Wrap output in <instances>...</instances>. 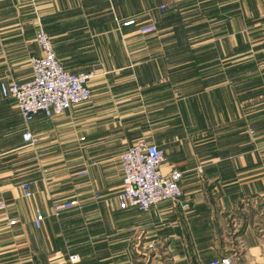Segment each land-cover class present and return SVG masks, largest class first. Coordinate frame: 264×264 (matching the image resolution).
Returning <instances> with one entry per match:
<instances>
[{"label":"crops","instance_id":"obj_1","mask_svg":"<svg viewBox=\"0 0 264 264\" xmlns=\"http://www.w3.org/2000/svg\"><path fill=\"white\" fill-rule=\"evenodd\" d=\"M41 27L92 97L28 123L1 84L32 78ZM141 140L183 195L122 209ZM0 177V264H264V0H0Z\"/></svg>","mask_w":264,"mask_h":264},{"label":"built area","instance_id":"obj_2","mask_svg":"<svg viewBox=\"0 0 264 264\" xmlns=\"http://www.w3.org/2000/svg\"><path fill=\"white\" fill-rule=\"evenodd\" d=\"M133 24L134 20L125 22L127 26ZM156 30V25L151 24L141 27L139 33L148 35ZM36 40L41 54L31 58L32 78L1 84L3 95L16 100L28 123L39 114L46 117L60 115L72 107L87 103L92 97L89 81L93 72L72 73L65 69L56 56L50 35L42 27L37 30ZM23 138L29 144H34L36 140L30 131L25 132ZM166 161L165 151L155 143L141 140L128 147L121 156L123 186L117 196L122 209L134 207L139 211H149L160 202L178 201L182 197L180 182L183 173L176 168L165 173L163 167ZM22 189L26 196L32 195L28 183H23ZM77 204L76 200L56 202L53 205V213L59 217ZM4 206V203L0 205ZM43 221V213L37 211L35 226L40 228ZM144 249L155 251L157 247L155 243H148ZM72 259L76 260L78 256H73ZM205 264H234V260L227 256Z\"/></svg>","mask_w":264,"mask_h":264}]
</instances>
